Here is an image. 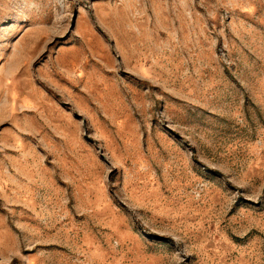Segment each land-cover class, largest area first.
Listing matches in <instances>:
<instances>
[{"label": "rangeland", "instance_id": "rangeland-1", "mask_svg": "<svg viewBox=\"0 0 264 264\" xmlns=\"http://www.w3.org/2000/svg\"><path fill=\"white\" fill-rule=\"evenodd\" d=\"M0 264H264V0H0Z\"/></svg>", "mask_w": 264, "mask_h": 264}]
</instances>
